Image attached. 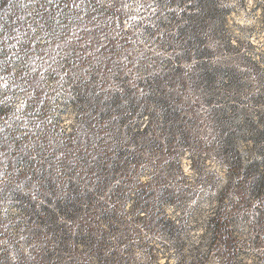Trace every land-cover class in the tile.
<instances>
[{
	"label": "trees",
	"instance_id": "trees-1",
	"mask_svg": "<svg viewBox=\"0 0 264 264\" xmlns=\"http://www.w3.org/2000/svg\"><path fill=\"white\" fill-rule=\"evenodd\" d=\"M140 1L136 17L129 23L130 31H138L136 37L124 30L123 15H118L116 45L107 39L106 47H97L98 54L112 55L114 60L122 54L125 63L106 59L103 65H96L84 55L75 64L90 69V73L83 71L87 79L77 77L63 91L69 81L61 64L63 53L53 58L52 66L57 65V73L65 75L63 85L54 89L63 91L61 105L75 107L77 127L72 132L50 128L41 138L54 137L58 147L46 158L55 157L56 152L60 157L53 160L49 171L41 169L33 194L15 189L9 193L25 216L24 224L34 227L29 234H43L41 238L48 244L46 251L31 253L29 261L18 253L16 264H42L40 252L52 264H83L74 256L82 249L84 264H129L117 254L125 241L112 238L127 214L116 215L115 201L132 200L131 207L138 211L133 218L139 221V212L149 206L154 193L149 190L152 185L159 186L160 206L165 199L183 198L170 190V179L186 186L181 164L186 154L191 155L190 168L203 173L202 154L210 145L226 179L219 190V218L250 207L257 216L252 243L257 245L264 233V49L234 33L230 0ZM51 3L59 10L51 18L58 25L79 22L77 7L68 9L66 0ZM86 5L98 7L95 0H86ZM49 32L46 37H61ZM77 40L76 36L74 43ZM135 41L152 48L137 51L136 63H132L124 49ZM82 47L73 45L70 55ZM98 70L102 77L93 85L91 78ZM189 89L200 95L203 107L213 111V139L209 142L202 141L186 115L190 109L183 103V95ZM46 100L40 107L42 116ZM30 106L26 104L25 109ZM10 107L8 101L0 104V119ZM33 154L41 163V151L36 149ZM146 156L156 158L153 165ZM133 171L149 174L150 183L144 184L138 176L133 183L129 176ZM16 177L1 183L9 186ZM159 211H152L147 221ZM167 220V234L177 238L182 227ZM10 246L17 247L12 242ZM5 249L1 246L0 259Z\"/></svg>",
	"mask_w": 264,
	"mask_h": 264
},
{
	"label": "rangeland",
	"instance_id": "rangeland-1",
	"mask_svg": "<svg viewBox=\"0 0 264 264\" xmlns=\"http://www.w3.org/2000/svg\"><path fill=\"white\" fill-rule=\"evenodd\" d=\"M52 1L0 0V104L8 101L11 105L5 118L0 119V248H7L5 253H1L3 257L0 264L18 263V253L29 261L31 253H36L37 249H48V244L41 238L43 234H29V229L34 227L24 224L25 216L16 207L18 203L10 200L9 193L15 189L19 193L24 194L27 190L33 194L38 186L41 169L49 171L53 160L60 157L59 152H56L55 157L46 158L47 153L58 147L54 137L47 136L45 141L41 138L47 135L50 128L55 126L58 130L72 132L77 127L76 109L71 104L61 105L62 92L68 91L70 83L75 82L77 77L87 79L88 75L83 71H91L86 66L77 67L75 63L84 55L96 65H103L106 59L125 63L122 54L114 60L112 55L97 52L98 46L106 47L107 39L111 40L113 46L116 45L114 41L120 37L115 21L118 15H123L121 26L128 31L129 36L134 38L138 33L130 31L129 23L136 17L140 0H95L98 7L87 6L86 0H66L68 9L77 7L79 18L78 23L69 22L66 25H58L53 21L55 18L51 20L55 13H59ZM230 3L234 9L229 21L234 24V33L239 39L264 49V0H230ZM50 30L52 34H61V37H46L51 34ZM76 36L79 40L74 43ZM86 44L87 48L84 47ZM73 45L83 47L70 55L69 48ZM151 48H148V43L139 44L135 41L124 52L130 56L132 63H136L139 55L137 51ZM58 53H63L61 64L69 77L68 83L62 86V92L54 89L65 81L64 73H57V65L52 66L53 58ZM93 76L91 79L93 85H96L102 74L98 70ZM256 88L254 86L253 91H257ZM44 99H47V104L43 108L45 116H42L40 107ZM183 103L190 109L186 115L192 119L199 137L204 143L209 142L213 139V111L203 107L200 95L190 89L184 93ZM26 104L31 106L25 109ZM36 149L42 153L41 163L33 154ZM202 157L203 173L190 168L191 155L182 157V169L187 176L184 183L186 186L173 183L176 179H170L173 184L170 190L183 198L165 199L160 206L159 186L152 185L149 188L154 193L149 197V206L139 212L141 220L133 218V214L138 211L131 207L132 200L115 201L118 210L116 215L120 217V213H127L120 219L122 223L112 235L114 240L125 241L124 247L117 250V254L125 259L124 262L264 264V233L257 245L252 243L256 211L250 207L240 208L226 212L219 218V190L226 182L223 167L214 157L213 145L204 149ZM145 159L153 165L156 158L146 156ZM55 172L53 169L52 173ZM13 176H17L15 181L9 186H3L1 182ZM129 176L133 183L136 176L144 184L151 181L146 173L139 175L133 171ZM155 209H160L154 214L157 217L153 216L152 220L147 221L148 215ZM162 212L164 215L159 214ZM167 218L182 227L177 238L167 234L170 231ZM146 222L147 225L143 226ZM36 230L40 231L38 228ZM11 242L17 247L10 246ZM42 253H38L42 264H52V260L44 258ZM74 256L84 264L86 257L83 249Z\"/></svg>",
	"mask_w": 264,
	"mask_h": 264
}]
</instances>
